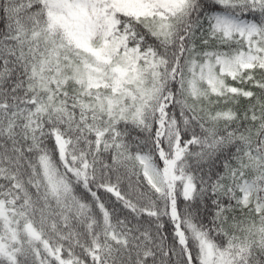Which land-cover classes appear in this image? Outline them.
<instances>
[{
	"label": "snow or ice",
	"instance_id": "obj_1",
	"mask_svg": "<svg viewBox=\"0 0 264 264\" xmlns=\"http://www.w3.org/2000/svg\"><path fill=\"white\" fill-rule=\"evenodd\" d=\"M0 264H264V0H0Z\"/></svg>",
	"mask_w": 264,
	"mask_h": 264
}]
</instances>
